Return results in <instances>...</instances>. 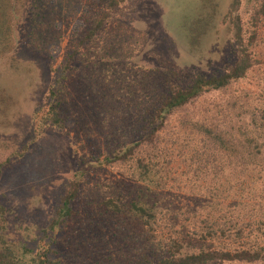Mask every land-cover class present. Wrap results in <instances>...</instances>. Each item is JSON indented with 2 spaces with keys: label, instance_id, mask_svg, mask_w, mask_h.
Returning a JSON list of instances; mask_svg holds the SVG:
<instances>
[{
  "label": "rangeland",
  "instance_id": "obj_1",
  "mask_svg": "<svg viewBox=\"0 0 264 264\" xmlns=\"http://www.w3.org/2000/svg\"><path fill=\"white\" fill-rule=\"evenodd\" d=\"M116 1L11 3L15 50L9 46L0 58V228L7 229L5 236L8 242L16 241V249L21 241L33 245L31 240L41 239L40 232L49 228L66 193L78 184L74 212L56 242H41L50 243L63 264H133L136 255L150 251L152 235L170 243L178 232L183 244L207 245L196 237L215 225L228 201L220 200L222 194L213 201L216 185L206 176L210 167L201 161L199 138L190 139L193 124L228 105L239 104L241 109L248 104L252 114L258 109L264 113V0H241L226 23L219 17L204 42L188 39L186 27L181 28L182 9L196 0H127L110 9ZM225 3L220 13L229 15L232 1ZM101 12L110 14L108 21L84 42ZM79 24L82 28L77 29ZM194 30L195 37H201L203 33ZM243 50L244 67L248 64L244 72L167 119L160 142L171 145L169 159L151 160L154 155L142 149L125 163L99 167L93 161L104 162L126 135L131 140L141 128L140 117L157 106L161 94L174 86L186 88L197 76L232 74ZM71 53L72 72L62 95L66 111L58 112L65 124L71 123L60 129L53 124L51 92ZM112 199L124 205L122 215L107 208ZM140 202L157 214L152 231L147 220L132 212L133 204ZM255 223L243 215L241 225ZM254 234L260 251L264 235ZM222 239V244H231Z\"/></svg>",
  "mask_w": 264,
  "mask_h": 264
},
{
  "label": "trees",
  "instance_id": "obj_2",
  "mask_svg": "<svg viewBox=\"0 0 264 264\" xmlns=\"http://www.w3.org/2000/svg\"><path fill=\"white\" fill-rule=\"evenodd\" d=\"M123 1L127 0L116 1L109 8L116 9ZM231 1L229 15L220 13V9L226 4L225 0H196L191 8L185 6L182 9L180 19L185 17L181 28L186 27L188 39L195 42H204L205 36L210 39L214 26L219 22V17L223 16L222 21L226 23L229 16L240 7L241 0ZM11 3L12 0H0V58H5L1 54L9 46H11L9 49L11 52L15 50V32L17 29L16 25L12 23L15 13H13L12 9L14 8ZM262 13L264 14V11ZM109 17L108 12H101L95 27L88 34L89 37L87 36L86 40L83 41L92 40L104 27ZM79 28H82V24L78 25L77 29ZM199 28L203 30H199ZM194 29L203 33L201 37H195L196 31ZM31 35L33 36V34ZM241 41V32H239L237 33V42ZM73 54H69L64 62L60 69L61 76L55 80V88L51 92L52 101L50 105L55 116L53 124L60 129L71 123V120H68L65 124V121L59 118L58 112L64 113L66 111H64L66 99L64 100L62 95L72 72ZM239 55H241L240 61L232 74L210 79H206V76H197L196 80L186 88L174 86L173 89L161 94L157 106L150 107L143 113L142 118L140 117L138 122H140L141 128L137 130L131 140H127L126 135L122 138H125L124 143L119 145L115 152L107 154L104 162H100L96 158L93 161L100 165L99 167L101 164L112 166L125 163L134 158L136 153L142 149L148 151L147 154L150 157L154 155L151 160L156 157L169 159L174 152L171 145L166 144L168 143L166 142L163 147L160 142L161 132L167 128V119L175 111L186 108L187 105L204 94L228 86L231 80L238 77L236 74L244 72L248 67V64L244 67L247 58L245 50L241 51ZM238 106L241 105H231V107L228 105L227 110H213L215 112L213 115L193 124L192 129L195 131L190 134L191 140L192 138H199L201 161L205 163V166L210 167L206 176L211 178V182L216 185L214 191L217 198L213 201L220 199L221 194L223 199L220 200L228 201L226 210L219 215L215 225L204 229L202 234H198L196 237V240L201 238L207 245L195 247L191 243L183 244L182 235L178 232L170 243H164L162 239L159 241L156 239L157 237L154 238L152 235V241L149 242L147 248L151 252L143 253L142 251L136 255L138 258L135 257L133 264L135 261L136 264H264V249L260 251L255 249L260 244L256 240L258 238L254 236L255 232L264 235V215H258V213L264 212V196L261 195L264 194V113L258 109L257 114H252L246 109L248 104L243 105L241 109ZM72 125L74 126V123ZM187 139L184 137L182 140L190 144L191 140ZM143 163V161H139V164L145 167ZM191 170L196 172L194 166L191 167ZM199 171L205 172L206 170L200 169ZM145 175L143 174V176ZM82 177L83 173L78 175V179ZM72 186L73 190L64 196L61 207L56 217L51 220L49 228L40 232L42 240H31L33 245L29 242L30 240L21 241L19 248L16 249L13 245L16 241L9 240L8 242L5 236L7 229L0 228V264H63L53 255L51 244L56 242L54 240L56 234L62 232L63 227L74 212L73 203L79 197V192L78 184L74 183ZM259 193L261 194L259 195ZM217 203V206L220 207V202L217 201ZM143 204L145 202L134 203L132 212L134 215H139L140 218L147 220L145 222L152 231V226L158 222L157 214L153 212V209L144 208ZM107 208L118 215L124 213V205H121L120 200L118 202L113 199L108 200ZM0 209H3L1 203ZM243 215L257 222L255 227L251 224L245 225L249 228V232L244 228V225H241ZM232 225L233 228L226 229ZM222 238L230 239L231 244L229 241V245L222 244L221 242L224 241ZM44 239L52 243L41 245ZM261 242L264 244V240ZM234 247L237 248L232 250Z\"/></svg>",
  "mask_w": 264,
  "mask_h": 264
}]
</instances>
